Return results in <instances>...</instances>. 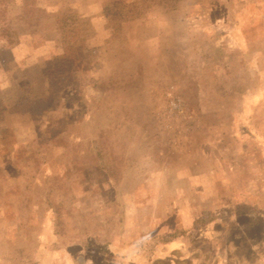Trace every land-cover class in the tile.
I'll return each mask as SVG.
<instances>
[{"label": "rangeland", "instance_id": "1", "mask_svg": "<svg viewBox=\"0 0 264 264\" xmlns=\"http://www.w3.org/2000/svg\"><path fill=\"white\" fill-rule=\"evenodd\" d=\"M177 1L181 27L160 36L154 60L137 44L148 62H47L44 81L0 88V264H51L76 237L109 233L139 198L177 200L183 173L219 166L213 192L227 200L262 186L264 0ZM156 2L112 3L110 25L123 11H163ZM14 3L0 4L1 64Z\"/></svg>", "mask_w": 264, "mask_h": 264}, {"label": "crops", "instance_id": "2", "mask_svg": "<svg viewBox=\"0 0 264 264\" xmlns=\"http://www.w3.org/2000/svg\"><path fill=\"white\" fill-rule=\"evenodd\" d=\"M27 1L15 0L20 10L6 23V35L12 34L15 39L7 36V43L1 44L7 46L12 59L7 64L0 63L6 80V86H0L3 89L16 79L20 83L44 81L47 62H148L134 49L137 44L146 48V55L154 60L160 36L168 29L175 36L181 27L176 9L156 11L155 6L146 13L144 7L129 19L123 11L118 23L110 25V4H130L134 0ZM67 18L73 20L72 27H68ZM68 31L72 36L66 38ZM67 39L72 44H67ZM29 94L33 92H18L17 97H32ZM34 94L36 100L45 95L41 91ZM218 167L210 174L179 175L187 185L178 190L177 200L172 198L163 204L139 198L127 204V214L125 211L120 215L109 233L103 230L105 226H99V233L76 237L71 241L76 246L54 252L50 263L264 264V181L257 188L245 185L231 191L228 200L219 198L213 192V183L220 179L216 175ZM154 193L158 194V189H150V194ZM253 227L257 235L248 233ZM240 246L255 258L240 254Z\"/></svg>", "mask_w": 264, "mask_h": 264}, {"label": "trees", "instance_id": "3", "mask_svg": "<svg viewBox=\"0 0 264 264\" xmlns=\"http://www.w3.org/2000/svg\"><path fill=\"white\" fill-rule=\"evenodd\" d=\"M3 0H0V4L2 3ZM147 0H134L132 3H145ZM164 3V9H168V10H172V9H175L176 8V3L178 2L177 0H159V2H156V3ZM117 4H119L117 2ZM120 5L123 7V8H130V4H123V3H120ZM133 13V12H131ZM129 13V12H126V18L129 19V18H133L134 16ZM139 10H136L135 13H133L134 15H139ZM2 25H0V29L3 30V28H1ZM50 71H48L47 73H49Z\"/></svg>", "mask_w": 264, "mask_h": 264}]
</instances>
